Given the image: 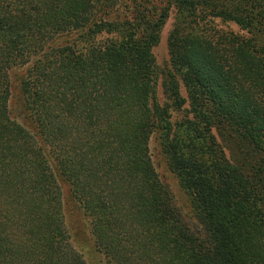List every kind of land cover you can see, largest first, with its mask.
<instances>
[{
  "label": "trees",
  "instance_id": "trees-1",
  "mask_svg": "<svg viewBox=\"0 0 264 264\" xmlns=\"http://www.w3.org/2000/svg\"><path fill=\"white\" fill-rule=\"evenodd\" d=\"M132 2L0 0V264H87L62 181L107 264H264V0ZM172 8L177 125L153 53ZM157 131L192 223L155 167Z\"/></svg>",
  "mask_w": 264,
  "mask_h": 264
},
{
  "label": "rangeland",
  "instance_id": "rangeland-1",
  "mask_svg": "<svg viewBox=\"0 0 264 264\" xmlns=\"http://www.w3.org/2000/svg\"><path fill=\"white\" fill-rule=\"evenodd\" d=\"M132 4V0H117V5H119L118 13L123 15L132 12ZM176 21V10L175 8H172L170 16L164 28L162 29L160 41L153 49L159 76L157 85L158 99L161 105L169 107L172 125H177V123L183 120L184 117L188 114L189 110L188 101L182 109H178L173 105L171 106L172 101L169 100V98L165 94L163 87V82L167 71L173 68L169 49V37L173 31ZM219 27L228 31L231 30L234 32H240L239 28L232 23H219ZM104 37H106V35H99L98 39H102ZM16 72L17 75L20 76L24 73V70L20 69ZM180 82L181 95L185 99H188L189 95L181 77ZM15 83L18 82L15 80ZM15 85L17 86L18 84ZM14 89L15 92H18V88L15 87ZM11 115L17 121L22 122L29 130H34L33 125L24 116V112L22 111L19 102H16V100H14L11 104ZM150 146L152 158L160 178L169 188L176 205L183 211L184 214L189 216V221L192 223V220L195 219L191 212L189 200L182 188L181 179L174 172L170 159L165 153V139L163 136V131H157L156 134H154ZM61 185L64 192L66 223L71 234V240L74 247L84 256L87 264H107L105 256L99 251L95 244L94 236L91 232L90 222L88 218L83 215V212L80 210L78 204L73 200L71 196L69 185L64 181H62Z\"/></svg>",
  "mask_w": 264,
  "mask_h": 264
}]
</instances>
